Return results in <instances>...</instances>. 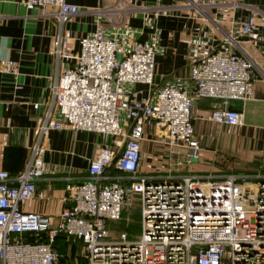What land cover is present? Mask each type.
Returning <instances> with one entry per match:
<instances>
[{
	"label": "built area",
	"instance_id": "1",
	"mask_svg": "<svg viewBox=\"0 0 264 264\" xmlns=\"http://www.w3.org/2000/svg\"><path fill=\"white\" fill-rule=\"evenodd\" d=\"M22 3L27 9L53 5L59 21L78 10L65 0ZM237 26L242 34L252 33L253 15ZM51 48L72 62L49 86L29 156L16 173L0 159V264H58L61 253L54 244L60 236L81 243L85 264H264V167L221 175L173 167L199 156L192 96L218 99L210 120L242 123L241 111L229 102L251 97V61L217 48L190 66L191 88L163 84L138 96L123 85H152L153 42L135 41L125 50L97 23L77 39L74 52L67 34H58ZM4 69L15 77L17 64L7 59ZM145 125L163 132L164 171H139ZM62 127L94 131L111 142L97 147L81 180L65 183L62 199L68 204L53 217L24 206L44 173L45 136ZM132 197L139 206L138 234H110L107 220L119 219Z\"/></svg>",
	"mask_w": 264,
	"mask_h": 264
},
{
	"label": "crops",
	"instance_id": "2",
	"mask_svg": "<svg viewBox=\"0 0 264 264\" xmlns=\"http://www.w3.org/2000/svg\"><path fill=\"white\" fill-rule=\"evenodd\" d=\"M65 1L75 3L78 10L59 21L52 13L53 5L27 9L22 0H0V159L9 173L23 168L34 141V125L50 97L49 86L72 62L53 53L54 38L69 35L74 52L77 39L97 23L114 35L125 50L135 41L154 43L152 85H123L138 96H148L163 84L191 88L190 66L214 49L227 47L249 59L251 97L229 102L241 111L242 123L210 120L208 112L219 103L218 99L192 96L191 121L200 146L199 156L173 167L214 175L262 170L264 0ZM248 15H253L255 27L252 33L242 34L237 23ZM7 59L17 64L15 77L4 69ZM16 82L21 84L19 88ZM120 115L124 119V114ZM162 135V130L144 126L139 171L161 172L168 166ZM110 142L111 138L105 139L94 131L50 129L42 153L44 173L36 179L35 194L24 208L55 217L68 204L62 199L65 183L81 180L97 147ZM68 239L60 236L57 241Z\"/></svg>",
	"mask_w": 264,
	"mask_h": 264
},
{
	"label": "rangeland",
	"instance_id": "3",
	"mask_svg": "<svg viewBox=\"0 0 264 264\" xmlns=\"http://www.w3.org/2000/svg\"><path fill=\"white\" fill-rule=\"evenodd\" d=\"M139 225V206L135 197H132L125 204L119 219L107 220L106 222L108 232L113 235L124 230L129 236H136L139 232ZM54 246L61 253L58 264H85L79 256L82 248L79 241L69 238L67 241H57Z\"/></svg>",
	"mask_w": 264,
	"mask_h": 264
},
{
	"label": "water",
	"instance_id": "4",
	"mask_svg": "<svg viewBox=\"0 0 264 264\" xmlns=\"http://www.w3.org/2000/svg\"><path fill=\"white\" fill-rule=\"evenodd\" d=\"M116 158V156L113 158V160Z\"/></svg>",
	"mask_w": 264,
	"mask_h": 264
},
{
	"label": "trees",
	"instance_id": "5",
	"mask_svg": "<svg viewBox=\"0 0 264 264\" xmlns=\"http://www.w3.org/2000/svg\"><path fill=\"white\" fill-rule=\"evenodd\" d=\"M18 172V171H17ZM16 173V172H15ZM121 215H122V213H121Z\"/></svg>",
	"mask_w": 264,
	"mask_h": 264
}]
</instances>
